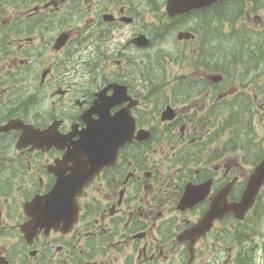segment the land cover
Segmentation results:
<instances>
[{
  "label": "flooded vegetation",
  "instance_id": "af4514ba",
  "mask_svg": "<svg viewBox=\"0 0 264 264\" xmlns=\"http://www.w3.org/2000/svg\"><path fill=\"white\" fill-rule=\"evenodd\" d=\"M154 1L158 0H24L19 16L0 13V264H195L200 244L216 238L221 224L231 226L229 240L244 244L227 264L240 256L248 264L249 238L243 231L242 242L236 240L239 229L231 214L215 221L192 248L191 241L178 239L203 218L212 198L225 187L231 185L227 202H238L248 177L264 160V139L262 146L258 144L252 129L254 120H264V94L246 96L236 90L235 81H228L231 63L226 58L234 47L230 54L223 50V59L214 53L217 40L209 51L203 53L202 48L204 15H231V28L238 15L261 22L264 29V0H221L174 17L163 11V23L149 35L139 26V12L146 3L157 12ZM185 25L195 39L179 41V30L170 36L176 50L162 51L159 44L168 33ZM139 35L148 39L150 48V62L141 61L142 67L137 52L143 48L135 42ZM183 44L196 45L188 54L195 55L189 67L204 73L138 81L140 68H154L156 52L185 64L186 51L178 48ZM249 49V58L261 55H255L261 47ZM74 53L88 60L80 62ZM203 58L213 71L201 65ZM220 60L226 66L222 80L212 83L209 75L216 73ZM76 75L82 80H74ZM114 85L125 88L127 99L111 108V115L138 101L129 110L134 119L131 140L77 200L67 201L73 211L77 204L72 216L57 215L48 224L49 214H30L32 202L58 185L61 194H68L67 179L75 170V159L71 162L69 157L89 115L97 118L91 109L98 94L107 99ZM140 87L147 89L144 96L150 95L147 111L140 109ZM227 98L238 99L237 115L229 107H219ZM199 100L204 107L195 102ZM168 110L173 117L164 119ZM157 151L160 157L154 159ZM245 162L250 170L237 173L235 166ZM206 184L209 190L202 200L183 205L189 188ZM255 210L261 220L264 184L245 219ZM247 220L241 228L248 227Z\"/></svg>",
  "mask_w": 264,
  "mask_h": 264
},
{
  "label": "rangeland",
  "instance_id": "374dc122",
  "mask_svg": "<svg viewBox=\"0 0 264 264\" xmlns=\"http://www.w3.org/2000/svg\"><path fill=\"white\" fill-rule=\"evenodd\" d=\"M0 1H1L0 2V13H6L9 16H13V17L19 16L18 11L23 6L21 5V2L24 0H0ZM154 2H156L155 4L159 7L157 12L153 11L151 7L147 5V3L140 6V12H139V16H140L139 26L141 25L143 28H145L146 30L142 28L143 30H145L143 32L149 35L150 33L153 32V30H150V29L151 28L154 29V27L162 24L163 21L161 20H164V18L162 17L159 20V16H161L160 13L164 11V6L162 5L164 1L158 0ZM253 13L261 15V12H253ZM75 22H76V19H75ZM165 23L167 22L165 21ZM260 24L261 22L260 23L258 22L257 24V22L255 21H247L245 18H242L240 19V21L237 20L232 28L230 24H224V26H222V29L220 27V24L216 26L219 32H223L226 35L231 33V29H235L237 30V32L241 30V35L239 36L241 38L240 40H238L239 48L234 49L232 54H230V52L232 51V46L229 49V51L228 49H226L229 47V44L227 45L228 47L224 49L227 50L228 54H230L226 58V61H229L231 63L229 66L230 72H228L229 73L228 81H231V80L235 81L234 83L233 82L231 83L234 84V87L236 88V90H238L239 92H242V94L244 93V95L246 96H249V95L251 96V94H258L260 97L261 94H264V87L262 86V83H264V52H261V51H264V31H263L264 29L261 27ZM179 30H183V29L172 30L171 32L168 33L167 40H165L163 44L162 43L159 44L160 46H162V49H161L162 51L165 52L166 49H170L171 51L176 50L175 43L173 40H171L170 36ZM254 31H259V32L261 31L262 33L260 34L253 33ZM174 38H175V35H174ZM195 46L196 45H193V44H190L189 46H186L185 44L178 46L179 50L186 51L185 64L183 65L182 63H179V64L172 63L170 60L164 59V57H162L160 53L156 52V55H154L155 56L154 66H153L154 68H152L150 71V64L148 67L146 66L147 70L144 69L145 67L140 68L139 75H138V81L140 83H145L148 79L164 78V79L171 80L172 78H177L181 75H186L188 78H190L194 76V74H197L198 76H200L202 72L204 73V71L197 70L195 72L194 67H189V62H188L192 60L191 56L190 55L188 56V54L196 50ZM250 47H256V48L261 47V49L257 51L255 54V55L261 54V55H258L254 59L249 58L248 51H252L251 49H249ZM137 54L139 57L141 67H142L141 61H144L145 64L150 62V48L149 49H139ZM61 56L62 55H60V57ZM73 57L77 58L80 62H83L84 60L85 61L88 60L87 55L83 53H74ZM79 57H81V59H79ZM242 59L249 61L251 66L248 65V62L247 64H244ZM216 60L217 59H215V61ZM222 62L223 60H220V63ZM221 66L223 65L219 64L218 70H224V68H222ZM209 71H213V70L209 69ZM74 80L79 82L82 80V77L80 75H76ZM241 80L242 82L239 85V82ZM227 83L228 82H226L225 84ZM146 91H147L146 88L142 89L140 87L139 95L144 102V105L140 109L144 108L147 111L149 108L147 105H150V95L148 97H146V95L144 96L143 94L146 93ZM195 102H198V106H201L202 104H203V107L205 106L204 101H202V103H199L200 100L195 101ZM221 105H224V109H226L227 107L232 109L234 115H237V111L240 109L239 101L236 98H227L224 104H220L219 107ZM161 106L159 107V109L161 108ZM177 109L180 112H183L181 106H177ZM149 115H150L149 113L144 114L145 118L148 117ZM219 119L222 120V117L219 116ZM254 121H255V124H254L255 128L252 127V129L253 130L255 129L254 130L255 140L256 141L258 140V144L262 146V140L264 139V122H263L264 120L262 121L254 120ZM144 122L148 124L150 123L147 121H144ZM220 130H222V127H220ZM224 136L225 135H222V137ZM223 139L226 140L225 138ZM252 141L253 140H250V142ZM251 145H254V144H251ZM238 156L243 157L240 154H238ZM152 157L154 159H158V157H160L159 151H157L155 155ZM246 163L247 162L241 163L240 165L235 166V168L238 170L237 173L239 172L240 174H245L248 170H250L251 165H248ZM220 177L221 176L219 175V178ZM255 213L256 212L254 211V213H252L250 217H248L247 222H248L249 228L248 227H245V228L237 227V229H239L240 231H244L246 233V236L249 238L250 264H264V224L260 223L262 221L264 222V216H261V220H262L261 221ZM255 222H258V224H255ZM233 224L235 227V223ZM221 225L218 226L217 228L219 235L216 238H214L211 241L204 240L202 244H200L199 247L201 249L197 251L196 259L194 261L195 264H227L229 259H233L237 255L239 248L244 246L243 242H242V246H240L237 244V242L231 241L227 238L228 235L232 236L231 234L233 233L231 231L232 228L230 225L228 226H224V225L221 226ZM228 229L231 231V234L228 233ZM246 244L248 245V243ZM230 262L228 264H234Z\"/></svg>",
  "mask_w": 264,
  "mask_h": 264
},
{
  "label": "water",
  "instance_id": "95a60500",
  "mask_svg": "<svg viewBox=\"0 0 264 264\" xmlns=\"http://www.w3.org/2000/svg\"><path fill=\"white\" fill-rule=\"evenodd\" d=\"M220 0H167L166 10L168 15L174 16L183 14L193 9L208 7ZM188 36V35H187ZM148 42L140 36L137 39L138 46H145ZM60 47V46H58ZM211 81L216 83L220 80V76H212ZM125 92L115 88L114 93L107 99L101 98L95 103L92 112L99 115L98 120L91 121L87 124L86 129L80 133V139L76 142L74 154L75 170L68 177L69 186L68 194H61V187L58 185L61 180L48 195L42 198H36L28 207L27 211L33 215L45 216L49 214L47 223L51 224L57 220V215H73L77 210H70L71 205L67 201H72L80 196L82 189L98 174L103 166H109L114 162L118 149L132 138V126L129 118L128 110H122L114 116L109 115V109L115 105L121 104L124 100ZM100 96V95H98ZM164 119H171L172 112L168 110L164 114ZM67 158V156H66ZM264 183V160L256 167L252 175L248 179L247 187L243 192L239 203L229 204L226 201L227 194L231 185L222 189L213 198L210 209L207 211L203 219L198 225L194 226L187 234L183 236L184 240L194 242L203 233L208 231L214 219H221L226 213L232 212L238 220H241L246 212L253 206L255 198L262 184ZM208 185L189 188L183 196V205L191 207L196 202L202 200L208 192Z\"/></svg>",
  "mask_w": 264,
  "mask_h": 264
},
{
  "label": "trees",
  "instance_id": "16d2710c",
  "mask_svg": "<svg viewBox=\"0 0 264 264\" xmlns=\"http://www.w3.org/2000/svg\"><path fill=\"white\" fill-rule=\"evenodd\" d=\"M206 19V18H205ZM223 21H228L227 17L225 16H220L219 17V21L222 22ZM204 21V19H203ZM207 23L209 24V20L207 19ZM228 47L227 45L223 44V43H218L216 49H214V53L217 56L218 59H223V50H225L224 48Z\"/></svg>",
  "mask_w": 264,
  "mask_h": 264
}]
</instances>
